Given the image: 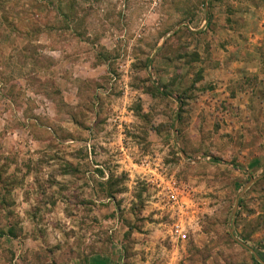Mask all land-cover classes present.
I'll return each mask as SVG.
<instances>
[{
    "label": "rangeland",
    "instance_id": "1",
    "mask_svg": "<svg viewBox=\"0 0 264 264\" xmlns=\"http://www.w3.org/2000/svg\"><path fill=\"white\" fill-rule=\"evenodd\" d=\"M255 260L264 0H0V264Z\"/></svg>",
    "mask_w": 264,
    "mask_h": 264
},
{
    "label": "water",
    "instance_id": "2",
    "mask_svg": "<svg viewBox=\"0 0 264 264\" xmlns=\"http://www.w3.org/2000/svg\"><path fill=\"white\" fill-rule=\"evenodd\" d=\"M257 180H251V182L245 187V189L243 190V192L238 196L237 200H236V203H235V207H234V210H233V217L236 216L237 214V210H238V206H239V202H240V199L244 196L245 192L254 184L256 183ZM234 222L231 224V226L234 227ZM230 234L231 236L234 238V240L239 244L241 245L243 248H246L247 250H249L244 244H242L241 242H239L235 236H234V228H231L230 229ZM250 252H253L251 250H249Z\"/></svg>",
    "mask_w": 264,
    "mask_h": 264
},
{
    "label": "built area",
    "instance_id": "3",
    "mask_svg": "<svg viewBox=\"0 0 264 264\" xmlns=\"http://www.w3.org/2000/svg\"><path fill=\"white\" fill-rule=\"evenodd\" d=\"M176 229H177L176 232L179 235H181L182 240H186L188 238V235L186 234V232H184V234H182L183 231L181 230V227L180 226H177Z\"/></svg>",
    "mask_w": 264,
    "mask_h": 264
},
{
    "label": "trees",
    "instance_id": "4",
    "mask_svg": "<svg viewBox=\"0 0 264 264\" xmlns=\"http://www.w3.org/2000/svg\"><path fill=\"white\" fill-rule=\"evenodd\" d=\"M214 162H215V163H217L218 161H217V162H216V161H214ZM255 262H256V264H260V263H259V262H257L256 260H255Z\"/></svg>",
    "mask_w": 264,
    "mask_h": 264
}]
</instances>
